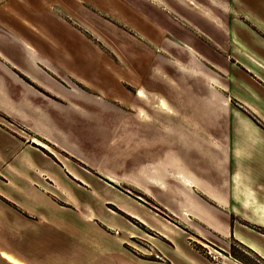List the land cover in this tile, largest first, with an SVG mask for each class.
Returning a JSON list of instances; mask_svg holds the SVG:
<instances>
[{"label": "crops", "instance_id": "obj_1", "mask_svg": "<svg viewBox=\"0 0 264 264\" xmlns=\"http://www.w3.org/2000/svg\"><path fill=\"white\" fill-rule=\"evenodd\" d=\"M114 1L148 25L132 20L141 62L114 91L66 63L30 0L0 15V264H202L192 237L264 260L262 71L214 78L191 1Z\"/></svg>", "mask_w": 264, "mask_h": 264}, {"label": "rangeland", "instance_id": "obj_2", "mask_svg": "<svg viewBox=\"0 0 264 264\" xmlns=\"http://www.w3.org/2000/svg\"><path fill=\"white\" fill-rule=\"evenodd\" d=\"M13 1L0 0V15L4 14L10 27L13 24ZM30 1L32 2L30 11L38 12V16H35L38 29L48 34L55 42L62 44L63 47L59 48L65 51L63 56L70 57L66 63L91 67L95 72V82L102 88L109 89L111 86L113 88L110 89L114 91L116 83L119 85L120 77L127 78L124 69L141 62L140 44L143 41L141 38L145 35L135 29L132 22L141 18L126 5H120L114 0ZM153 1L162 9L166 8L157 0ZM162 1L167 6L175 4L176 1L183 5L191 1L208 14V18L204 16L205 18L200 19L203 21H200L202 27L191 24L190 35L197 37L195 40L197 48L206 53L201 57L208 70H212L214 78L232 84L236 81L234 76L236 72L233 73L230 67L237 70L238 74L246 71L245 67L252 70L257 68L264 75V70L258 66V63L264 66V0H255V3L252 0H202L205 4L194 0ZM223 4L224 9L219 6ZM185 21L183 18L180 20L181 26L188 30L189 25ZM135 24L136 27L147 30L148 25L142 21ZM145 62L143 59V63ZM114 74L117 75L118 81ZM231 102L237 108L240 107L234 99ZM261 126L264 128V125ZM135 244L146 247L139 240L135 241ZM230 244L231 247L233 241H230ZM235 248L242 261L248 264H263L258 260L257 254L248 252L249 248L243 244L240 243V246L236 245ZM187 250L195 254L202 264H242L230 257V248L227 249V253L195 237H192ZM152 256L155 258V254Z\"/></svg>", "mask_w": 264, "mask_h": 264}, {"label": "trees", "instance_id": "obj_3", "mask_svg": "<svg viewBox=\"0 0 264 264\" xmlns=\"http://www.w3.org/2000/svg\"><path fill=\"white\" fill-rule=\"evenodd\" d=\"M240 246V243H238V242H236V241H233V245L231 246V248H230V257H232L233 259H235L237 262H241L242 264H248V263H246V262H244V261H242L239 257H238V255H237V251H236V248H235V246ZM241 247H242V245H241ZM244 249H246V248H244ZM247 251L248 252H250V253H254V252H252V251H250V249H247ZM257 257H258V260L259 261H261L263 264H264V260L260 257V256H258V255H256Z\"/></svg>", "mask_w": 264, "mask_h": 264}]
</instances>
